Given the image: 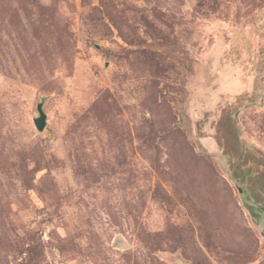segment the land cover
Segmentation results:
<instances>
[{
	"label": "rangeland",
	"instance_id": "374dc122",
	"mask_svg": "<svg viewBox=\"0 0 264 264\" xmlns=\"http://www.w3.org/2000/svg\"><path fill=\"white\" fill-rule=\"evenodd\" d=\"M263 231L264 0H0V264H264Z\"/></svg>",
	"mask_w": 264,
	"mask_h": 264
},
{
	"label": "water",
	"instance_id": "95a60500",
	"mask_svg": "<svg viewBox=\"0 0 264 264\" xmlns=\"http://www.w3.org/2000/svg\"><path fill=\"white\" fill-rule=\"evenodd\" d=\"M36 109H37L38 115L33 118V123H34V126L38 130H42L43 127H44V125H45V114L42 111V108H41V104L40 103L37 104ZM263 234H264V231H263Z\"/></svg>",
	"mask_w": 264,
	"mask_h": 264
}]
</instances>
